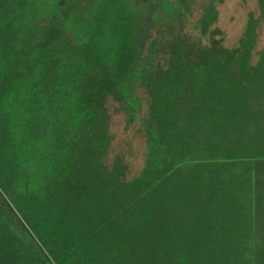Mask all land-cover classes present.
<instances>
[{
    "label": "trees",
    "instance_id": "1",
    "mask_svg": "<svg viewBox=\"0 0 264 264\" xmlns=\"http://www.w3.org/2000/svg\"><path fill=\"white\" fill-rule=\"evenodd\" d=\"M223 2L0 0V264H264V0L232 47Z\"/></svg>",
    "mask_w": 264,
    "mask_h": 264
},
{
    "label": "rangeland",
    "instance_id": "2",
    "mask_svg": "<svg viewBox=\"0 0 264 264\" xmlns=\"http://www.w3.org/2000/svg\"><path fill=\"white\" fill-rule=\"evenodd\" d=\"M256 2L257 0H224L218 6V19L212 27L214 31H218L215 38L222 40L226 47L234 46L241 35L248 13L256 10ZM197 14L198 12L194 11L187 22V29L193 33ZM263 45L264 24L258 48ZM109 112L113 137L110 157L116 154L123 155L129 166V177H133L142 169L146 155L145 141L139 132V123L126 126L124 115L113 102L109 105Z\"/></svg>",
    "mask_w": 264,
    "mask_h": 264
}]
</instances>
